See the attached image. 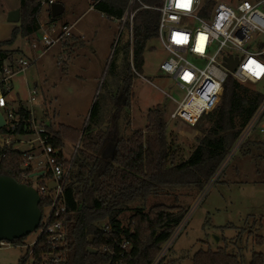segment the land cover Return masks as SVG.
<instances>
[{
    "label": "rangeland",
    "instance_id": "obj_1",
    "mask_svg": "<svg viewBox=\"0 0 264 264\" xmlns=\"http://www.w3.org/2000/svg\"><path fill=\"white\" fill-rule=\"evenodd\" d=\"M56 1L67 9L47 23L48 6L42 5L38 16L40 29L29 35L30 39L20 35L14 39L16 45L35 58L27 67L25 77L28 88H37L35 116L41 119L46 130L50 134L59 133L64 131L59 128L63 125L73 132H80L97 98L105 105L102 118L106 130L110 134L118 130L126 136L134 131L143 132L147 112L159 105L164 111L167 142L176 154V161L185 159L197 144L200 129L209 125L208 113L213 110L204 113L194 126L169 118L184 90L159 68L160 62L169 56L159 40L152 38L146 43L142 62L135 71L131 52L129 55L124 52L131 39L130 23L127 28L121 20L100 16V11L93 6L95 0ZM224 1L233 4L239 0ZM63 24L71 25L74 35H82L83 43L62 49L60 43L69 35L43 49L39 41L42 32L57 35ZM124 40H128L127 43ZM31 41L37 43L35 48H31ZM197 64L201 66L200 62ZM127 73L131 75V93L129 105L124 106L123 94L116 90ZM241 84L250 90L260 89L257 84ZM22 89L25 91L26 87L20 85L17 88L23 94L24 106H28ZM113 103L116 106L112 109ZM127 121L130 125H126ZM25 136L29 140L36 137L34 133ZM5 139L7 142L8 136L5 135ZM76 143L63 140L61 154L65 159L71 156ZM33 144L32 156H38L42 145L38 141H33ZM15 145L18 150L28 146ZM37 165L35 160H31V168ZM158 203L180 205L185 215L162 246L157 261L175 260L174 264H191L192 255L197 250L223 248L235 255L241 264H248L253 253H264V133L255 130L241 144L230 148L201 189L193 185L162 188L143 201L130 203L119 215L121 225H128L130 215L138 207L147 210ZM37 231L27 234L23 245L6 242L0 246V264H17L37 238ZM255 236H262L261 245L254 241ZM26 264H31L30 257H27Z\"/></svg>",
    "mask_w": 264,
    "mask_h": 264
},
{
    "label": "trees",
    "instance_id": "obj_2",
    "mask_svg": "<svg viewBox=\"0 0 264 264\" xmlns=\"http://www.w3.org/2000/svg\"><path fill=\"white\" fill-rule=\"evenodd\" d=\"M149 6L160 5L161 0H140ZM128 0H95L94 8L100 13L120 19ZM131 22V41L124 52H131V64L136 71L142 62L146 43L156 38L158 12L150 8H138ZM40 1L20 0L19 24L10 37L0 42V58L12 50L1 47L10 45L17 35L27 37L38 29ZM53 20L52 17H50ZM127 28L129 22L124 21ZM79 45L83 43L79 40ZM130 73H127L117 92L123 94L124 106L129 105ZM260 89L250 90L234 77L227 76L223 83L220 102L208 113L209 125L200 129L197 144L189 155L176 161V154L167 142L164 111L159 105L146 115L143 132L134 131L126 136L116 131L110 134L104 126L105 105L96 98L86 124L80 132L59 125L64 130L51 134L47 139L52 155L58 163L67 165L61 154L63 140L78 142L70 171L63 190L65 210L57 219L63 222L65 246L59 264H174L175 260L157 261L162 246L170 239L185 215L180 205L158 203L147 210L138 207L123 227L119 215L135 201H143L162 188L196 186L201 189L225 159L238 139L243 127L263 99ZM113 103L110 107H115ZM19 121L12 129L0 128V174L22 182L25 171L24 152L13 148L19 136L31 134L28 113L19 109ZM126 125H129L127 121ZM120 129V128H118ZM68 130V132H66ZM5 135L9 141L6 142ZM106 144L98 154L102 142ZM27 173V172H26ZM44 177H49L45 174ZM30 184L29 180L23 181ZM49 203L42 196L39 208ZM25 237V236H24ZM24 237L10 243L23 245ZM257 244L262 236H255ZM95 251H89L88 249ZM43 236L36 238L32 248V263L42 264V252L47 251ZM27 251L17 264H26ZM47 264H50L47 262ZM191 264H241L238 258L223 248L197 250ZM248 264H264V253L255 252Z\"/></svg>",
    "mask_w": 264,
    "mask_h": 264
},
{
    "label": "built area",
    "instance_id": "obj_3",
    "mask_svg": "<svg viewBox=\"0 0 264 264\" xmlns=\"http://www.w3.org/2000/svg\"><path fill=\"white\" fill-rule=\"evenodd\" d=\"M52 2L56 0L40 1V7H49ZM136 4L138 8H150L158 12L156 38L169 54L160 62L159 68L184 90L182 98L169 114L170 119H180L194 126L204 113L216 107L223 83L229 75L239 83L260 85L264 94V72L255 74L259 70L257 66H264V0H239L233 4L224 0H161L158 6H149L140 0H128L124 14L119 19L121 23L127 19L131 24L137 10L134 8ZM185 4L187 6H183ZM69 35V27L63 24L56 36L43 31L39 41L43 46H50ZM181 37L184 38L183 42H178ZM30 46L35 48L36 42L32 41ZM228 59L236 61L233 70L225 65ZM33 61V56L23 52L6 54L0 58V112L5 120L4 127L12 129L19 121L18 110H25L28 113L26 120L36 135L33 140L42 145L38 156L23 154V166L28 170L22 174L21 180L30 181L28 185L38 192L40 200L42 196L49 200L41 211L37 237L43 236L48 248L41 254L42 264H59L63 261L61 255L65 246V230L63 222L57 218L65 210L63 190L78 142L67 159V165H61L52 155L54 150L47 144L51 134L41 119L35 116V89H26L28 106L23 104L13 108L14 84L23 77ZM250 61L255 63L250 65ZM255 130L264 133V96L233 147L241 144ZM31 160L39 165L31 168ZM39 170H42L41 175L29 176L30 172ZM45 174L49 177H44ZM49 181L54 182L51 188L47 185ZM35 240L27 248L26 257L31 258V263ZM5 243L1 240L0 246Z\"/></svg>",
    "mask_w": 264,
    "mask_h": 264
},
{
    "label": "water",
    "instance_id": "obj_4",
    "mask_svg": "<svg viewBox=\"0 0 264 264\" xmlns=\"http://www.w3.org/2000/svg\"><path fill=\"white\" fill-rule=\"evenodd\" d=\"M37 1V0H28ZM65 9L60 2H52L48 7L51 17L60 15ZM19 19V9L8 11L6 20L9 22H17ZM236 64L235 60H227L225 64L229 70H233ZM5 126V120L0 112V128ZM3 141V138H0ZM106 139L102 142L98 154L106 144ZM21 171H25L26 167L21 166ZM42 170L32 171L29 176L41 175ZM48 187L54 185L53 181L48 182ZM40 197L38 192L31 186L18 182L10 176L0 174V241L11 242L15 238L24 237L30 232L38 228L41 218V210L39 208ZM217 239V237H215ZM89 251H95L88 249Z\"/></svg>",
    "mask_w": 264,
    "mask_h": 264
},
{
    "label": "crops",
    "instance_id": "obj_5",
    "mask_svg": "<svg viewBox=\"0 0 264 264\" xmlns=\"http://www.w3.org/2000/svg\"><path fill=\"white\" fill-rule=\"evenodd\" d=\"M19 3H20V0H0V42H2L4 40H7L10 37L13 28L17 27L18 24H19V19H18L17 22H9V21L6 20V15H7L8 11H10L12 9H19ZM101 14L102 13H100V16H104V15H101ZM38 16H37V22H38V29L37 30L40 29V22L38 21ZM50 17H51L50 14H48L47 23H50V20H49ZM65 25H67V24H65ZM67 26L69 27V30H70V36L68 38H65L60 43L62 49H64V50H65V48L73 47L72 45H74V43H78L79 44V42H78L79 40H82L83 41L82 35L81 36L74 35L72 33V31H71L72 26L71 25H67ZM53 36H56V35H53ZM23 38H26V40L27 39H30L29 36L23 37ZM68 39H70L71 42H69V43L68 42H65ZM124 41H126V40H124ZM127 41H126V43H127ZM130 41H131V39H130ZM15 42L16 41H13L10 45H4L1 48L2 49H5V50H12L13 51L12 53H20V52L23 51V53L27 54V52L21 46H19L18 44L16 45ZM19 43H21V40H20ZM36 46H37V43H36ZM42 47L44 49V48H47L48 46H43L42 45ZM27 55H29V54H27ZM34 60H35V58H34ZM58 60L59 61L61 60V56L58 57ZM16 85L18 86L17 88H19L20 85L22 87H26V89L28 88V84H27V81H26L25 73H24L23 77L19 78V80L14 84V90H13V93L12 94L15 97V103L13 104V108H15V109L18 106L20 107V105L21 106L23 105V102H22V96H23V94H21L17 90ZM33 88L36 91V94H35V103H34V106L36 107V106H38V103L36 104V97H37L38 93H37V88H35V86H33ZM26 89H25V91H24V89H22L24 91V93H26ZM129 125H130V122H129ZM143 132H145V131H143ZM9 139L10 138H8V141H9ZM33 141H34L33 139H30L29 140V139L26 138L25 135H22V136H20L17 139V141H16L15 144H27L28 146H27L26 149L19 150V151L24 152V153L32 154L31 153V150H32V148H34ZM15 144L13 146L14 149L17 148ZM16 150H18V149H16Z\"/></svg>",
    "mask_w": 264,
    "mask_h": 264
},
{
    "label": "snow or ice",
    "instance_id": "obj_6",
    "mask_svg": "<svg viewBox=\"0 0 264 264\" xmlns=\"http://www.w3.org/2000/svg\"><path fill=\"white\" fill-rule=\"evenodd\" d=\"M183 6H187V5L185 4V5H183ZM202 38H203V37H202ZM183 40H184V38L181 37V38L178 39V42H183ZM254 63H255V62L250 61V65H252V64H254ZM257 68H258L259 70L255 72L256 75H259L261 72H264V66H257ZM250 70H251V68H250Z\"/></svg>",
    "mask_w": 264,
    "mask_h": 264
}]
</instances>
